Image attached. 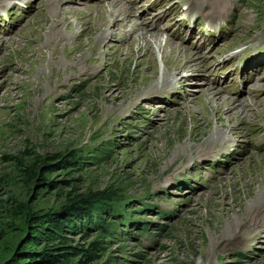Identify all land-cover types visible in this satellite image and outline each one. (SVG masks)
<instances>
[{"label": "rangeland", "instance_id": "rangeland-1", "mask_svg": "<svg viewBox=\"0 0 264 264\" xmlns=\"http://www.w3.org/2000/svg\"><path fill=\"white\" fill-rule=\"evenodd\" d=\"M110 1L0 0V264H7L28 237L24 211L57 212L69 192L109 187L122 191L126 202L104 213L103 222L117 225L116 234L105 238V251L87 264H264V196L251 205L249 187L264 169V118L251 115L264 114V57L239 74L237 82L245 83L240 93L235 66L228 63L230 57L236 62L264 50V0H158L154 5L153 0H123L137 3L129 5L131 13L135 10L130 21L162 41L171 36L210 62L206 68L194 66L185 85L162 86L139 84V57L131 60L134 47L128 46L137 34L126 20L118 25L128 40L107 34L110 25L92 45V32L81 43L86 14L62 11H97ZM185 12L198 19L193 31L180 19ZM225 19L232 24L229 37L205 45L200 29ZM65 20L78 34L62 41L64 31L60 37L50 31L65 28ZM49 22L53 27L45 26ZM155 49L163 69L162 53ZM207 88L223 90L221 96L238 104L227 114L248 122L229 141L201 145L189 159L175 164L172 155L160 159L161 152L178 146L184 126L194 130L192 117H201L209 105L202 96ZM251 102L255 109L248 110ZM99 150L104 153L93 159ZM70 152L82 159L68 174L60 159L47 161L54 167L51 185L37 182L38 173L19 171L10 158L26 169ZM91 223L64 238L89 249L102 233Z\"/></svg>", "mask_w": 264, "mask_h": 264}, {"label": "bare ground", "instance_id": "bare-ground-1", "mask_svg": "<svg viewBox=\"0 0 264 264\" xmlns=\"http://www.w3.org/2000/svg\"><path fill=\"white\" fill-rule=\"evenodd\" d=\"M129 3L130 4H128L127 2L124 3L123 0H111L109 3H107V5L103 7L101 6L97 11L89 9L74 10L71 8H62V11L65 10V12L71 16H80L81 14H86L84 15L86 16V21L82 25L83 31L82 33H80L83 38L81 40V43L86 41L84 37H86L89 32H92V45L97 43L96 40H98L104 33L105 27L110 25H112L111 27L114 28V30L110 28L106 31L107 34H120L121 37H124L125 40H128V34L125 33L124 35L123 29L118 25V21L120 19H124V21L126 20L130 25L127 26V28L131 30L132 34H137L136 39H134V41H132V43L128 46L134 47V53L132 57H130V59L134 60L137 56L139 57L136 61V65L140 66L137 69V73H141L142 79L139 84L144 83V85H148L156 83L162 86L167 82L170 83V85H185L189 81V75H191L190 71L193 70L194 66L202 69L206 68L209 65L210 62L206 65L200 55L193 56L191 53H188L187 48L182 45H177L174 42V39L171 38V36L168 35V38L162 41L159 34L149 33L146 28L141 27L142 24L140 26L137 21H130V17L131 15H134L135 10L131 13V8L129 5H132V8H134V5H136L137 3L133 4V1ZM173 10L174 7L172 6L169 11ZM65 22V28L50 31L52 32V35L58 34L59 37L64 31V33H62V36L64 35L62 41L65 40L67 36H72V38H75L78 34L76 33L75 27L71 23H69L68 20H65ZM174 23L177 25H181V23L177 20H175ZM45 26L53 27V24L49 22L46 23ZM136 27H138V29L140 27L139 31L136 30ZM176 31L178 35H180V31ZM50 38L51 37L48 36V42L51 41ZM156 47L162 53L161 64L163 65V69H160L159 67V61L155 51ZM98 49L99 47L97 46L94 49L95 52H97ZM230 60L232 59L230 58ZM219 69L220 67L217 66L215 71ZM225 75L226 73H223V75L220 77H224ZM240 88L241 86L239 84V90ZM222 91H212L209 88L202 91V96L206 97L207 103L209 104L206 108V111H204V114L201 117H192L195 121L194 130L192 132H189L187 127L184 126L183 129L185 130L183 134L181 133L182 135L177 141L178 146L172 150L161 152L159 154L160 159H164L172 155L170 163L175 164L177 163V161L185 160L189 155H193L195 149L201 145H213L214 143L217 144L221 141H229V136L233 133L236 134V130L240 129L239 126L248 122V118L237 117L236 113H233V115L227 114L229 111H232L234 108H236L238 104L235 103V101L232 99L221 96ZM251 109H255V102H251V107H249L248 110ZM251 115L254 118H264V114L261 111H259L258 114L253 113ZM225 134H228V136H226ZM249 187L252 190V192H250V195L253 194L251 203V205H253L258 200L260 201V199L262 198L261 195L264 196V169L261 179H259V177L253 179L250 182ZM254 224L257 225L258 221L256 222L255 220Z\"/></svg>", "mask_w": 264, "mask_h": 264}, {"label": "trees", "instance_id": "trees-1", "mask_svg": "<svg viewBox=\"0 0 264 264\" xmlns=\"http://www.w3.org/2000/svg\"><path fill=\"white\" fill-rule=\"evenodd\" d=\"M103 153L99 150L92 158L99 159V155ZM10 158L17 160L16 168L24 174L34 176L35 173H38V177L35 178L36 181L45 185H51L48 176L54 172V167L48 165L47 161L60 159L61 164H64V173L68 174L75 170L73 168L74 163L82 159L75 152H70L41 161L39 165L34 164L32 168L21 169L22 162L18 158ZM37 165L38 171L35 172ZM126 198V195L122 194V191L116 187L82 195L69 192L67 193L66 205L57 212L24 211L21 216L22 227L27 230L28 237L15 247L7 264H87L90 258L96 256V252L105 251L104 244L108 242L105 238L113 237L116 234L117 225L114 223L105 224L102 219L104 213L117 204L123 205ZM20 212L22 211L20 210ZM87 220L91 221V224L102 227L100 238L93 241L87 250L78 246H71L63 234L65 232H77L79 229L85 228L86 225L82 223ZM40 242H46L47 245L42 248L39 246ZM58 245L61 247L58 248ZM58 250L60 252L55 253ZM62 250L63 252H61Z\"/></svg>", "mask_w": 264, "mask_h": 264}]
</instances>
